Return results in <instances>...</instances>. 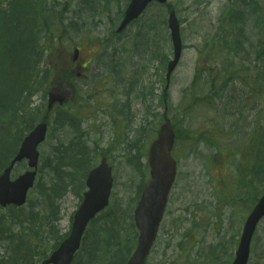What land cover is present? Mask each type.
<instances>
[{
    "label": "rangeland",
    "instance_id": "rangeland-1",
    "mask_svg": "<svg viewBox=\"0 0 264 264\" xmlns=\"http://www.w3.org/2000/svg\"><path fill=\"white\" fill-rule=\"evenodd\" d=\"M128 2L47 0L53 16L50 9L44 11L49 23L41 35L44 54L40 61L49 73L40 74L24 95L20 121H0V145L10 150L12 143L1 131L21 135L29 113L43 117L54 80L73 85L66 106L50 115L47 139L38 148L36 182L56 183L60 173L64 177L58 233L55 239L41 234L43 223L38 219L34 226L40 227V234L31 242L34 252L29 264H39L58 240L66 237L85 190L86 172L101 158L112 169L113 187L109 205L95 223L102 226L103 217L118 216L124 230L117 248L120 255L131 246L133 252L136 231L132 215L149 179L148 148L164 116L171 120L177 135L173 152L177 174L147 264H226L224 235L232 230L229 245L233 233L240 236L247 215L264 192V138L260 139L264 129V57L253 54L260 39L264 40V0H168L164 6L150 5L117 36L115 30ZM247 4H253L256 15L263 17L257 28L252 27L250 41L239 31V18ZM171 11L180 24L183 49L164 94L166 64L172 57L167 28ZM245 11L250 15L252 7ZM248 15L244 22L252 19ZM249 22L250 27L256 24ZM152 44L162 53L149 63L142 52L147 46L153 52ZM75 48L80 50L77 63L84 69H76L71 62ZM3 58H9L8 54ZM66 65L72 77H67ZM75 74L80 77L74 81ZM67 156L85 160L87 171L63 165ZM51 165L62 171L48 175ZM256 169L253 174L251 170ZM25 170L26 163L19 164L12 178ZM40 209L34 195H29L21 211L0 209V264L18 253L21 242L22 249H28L22 238L29 225L23 223L21 230L18 223ZM99 228H87V248L79 252L74 264H83L82 260L87 264L88 246H101ZM107 237L108 231L100 236L101 242L116 247ZM94 251L99 259L102 250ZM247 264H264V219L253 235Z\"/></svg>",
    "mask_w": 264,
    "mask_h": 264
},
{
    "label": "water",
    "instance_id": "water-1",
    "mask_svg": "<svg viewBox=\"0 0 264 264\" xmlns=\"http://www.w3.org/2000/svg\"><path fill=\"white\" fill-rule=\"evenodd\" d=\"M163 4L166 0H130L117 33L137 19L151 2ZM174 54L173 61L167 67V80L175 68L181 52L179 25L173 12L168 19ZM77 52L74 53V59ZM69 93L48 94V110L54 103L64 104ZM47 126L38 124L21 142L20 147L11 160L9 166L0 175V206H21L25 203L29 189L33 187L39 153L37 146L45 139ZM174 133L170 121L166 120L160 127L157 139L151 144L148 153L151 180L144 186L137 209L134 212L135 225L139 230L138 244L127 264H144L146 256L155 239L156 232L166 205L168 192L175 177V162L170 156L173 146ZM26 160L29 169L13 181L10 173L13 167ZM85 185L88 191L83 195V201L74 215L69 237L42 264H70L74 253L80 246L81 236L93 217L103 210L108 203L112 185L111 170L102 159L100 165L87 175ZM264 216V195L248 217L237 251V258L233 264H246L249 244L259 219Z\"/></svg>",
    "mask_w": 264,
    "mask_h": 264
},
{
    "label": "trees",
    "instance_id": "trees-1",
    "mask_svg": "<svg viewBox=\"0 0 264 264\" xmlns=\"http://www.w3.org/2000/svg\"><path fill=\"white\" fill-rule=\"evenodd\" d=\"M50 9L47 6V0H0V121L4 118L8 119L10 123L20 121V110L22 108V101L24 95H26L39 79V75L43 74V71L39 70L40 59L42 57V50L40 49V39L42 33L48 26L49 17L44 13L45 10ZM246 7L242 10V17L239 18L242 28L239 29L241 37L249 40L247 21H243L248 14L246 13ZM53 16V11H52ZM249 17L251 16L248 15ZM257 26V25H256ZM257 28V27H255ZM261 40V39H260ZM257 52H253L255 57L261 59L264 57V43H261L257 47ZM252 51V47H251ZM8 54L9 58L4 59L3 54ZM18 61L17 63H15ZM15 63V64H14ZM45 79V77L43 78ZM42 114L32 117V113L28 114V122L24 124V128L21 135L11 136L9 131L2 130V134L12 143V149L5 150L0 145V171L3 169L9 161L12 159L13 155L17 149V142L23 138V136L29 132L33 124L37 121V118L41 119ZM55 163L58 162L57 159L54 160ZM85 160H68L66 162H61L63 165L73 166L74 170L84 172L87 171L85 165ZM81 162L82 164H78ZM78 165H77V164ZM48 173V175L57 174V171H62L58 167H54ZM64 188V177L60 173L58 176V181L55 183L53 180L49 182L37 183L31 192L35 197V201H40L41 209L36 212H31L30 217L25 221L21 220L18 225L21 230L23 223H27L29 226L25 229V237L28 243L35 239L40 232V227L34 226L37 224L38 219L42 221L44 232L41 234H50L53 238L56 236V224L59 221V204L61 200ZM15 210V209H13ZM23 208L15 210L21 211ZM51 222V224H49ZM49 224V225H48ZM109 237L116 241L119 237V232L123 231L121 228V223L119 218L108 217L106 222ZM49 227V229H46ZM30 233V235H28ZM23 236V235H22ZM17 240L20 242V237ZM29 245V244H28ZM116 247L118 244H116ZM20 253L22 250V242L20 243ZM116 247L104 248L105 261L106 264H124L128 252L120 255V251ZM30 249V246L28 247ZM28 249L26 254L18 255L19 257H32L29 254ZM95 254V256H93ZM89 258V264H102L99 259L96 258V252H92L89 248L87 251ZM14 255L6 264H19V257ZM119 256V260L117 257ZM101 260V259H100ZM12 262V263H10ZM21 262V261H20ZM23 264H28L24 261Z\"/></svg>",
    "mask_w": 264,
    "mask_h": 264
},
{
    "label": "flooded vegetation",
    "instance_id": "flooded-vegetation-1",
    "mask_svg": "<svg viewBox=\"0 0 264 264\" xmlns=\"http://www.w3.org/2000/svg\"><path fill=\"white\" fill-rule=\"evenodd\" d=\"M227 243H228V246H229L230 241L228 240ZM230 257H231L232 260H234V253L231 254Z\"/></svg>",
    "mask_w": 264,
    "mask_h": 264
}]
</instances>
